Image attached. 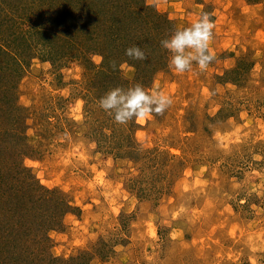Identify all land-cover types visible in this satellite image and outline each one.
Wrapping results in <instances>:
<instances>
[{"label":"rangeland","instance_id":"obj_1","mask_svg":"<svg viewBox=\"0 0 264 264\" xmlns=\"http://www.w3.org/2000/svg\"><path fill=\"white\" fill-rule=\"evenodd\" d=\"M81 1L0 0V87L13 88L14 108L0 114V129H14L0 140L29 144L23 165L56 192L49 203L26 202V216L0 184V264L1 254L9 264V250L14 264H264V0H148L175 31L208 13L215 58L205 70L193 62L178 73L168 53L149 89L172 104L114 129V114L96 103L108 77L87 81L96 66L117 70L112 53L87 56L94 46L79 52L50 40L54 55L40 56L25 41L37 35L23 34L26 50L3 54L29 21L66 20L59 7ZM6 13L24 15L23 28ZM137 75L123 63V78ZM70 207L48 241V221Z\"/></svg>","mask_w":264,"mask_h":264},{"label":"trees","instance_id":"obj_2","mask_svg":"<svg viewBox=\"0 0 264 264\" xmlns=\"http://www.w3.org/2000/svg\"><path fill=\"white\" fill-rule=\"evenodd\" d=\"M83 1L84 0H82L78 6L72 5L71 3L68 6L63 5L59 7V11L67 12L66 15L64 14L66 20H68V25H66V28L63 23L66 22V20H59L57 22L58 16L56 14L49 15L52 18L51 20L49 18H45V25L42 27L36 26L37 23L35 21H29L28 23H30V25L28 26L27 31L23 30L25 33L22 31V33L16 34L15 40L18 42L16 49L10 43H6L5 46H9L7 48L10 49H6V53L3 54L6 56H12L15 55V50H20V52L25 51L26 48L19 49V46L22 47V43L20 42L19 38L23 34H28L32 38L37 35L36 38H34L35 40H30V43L28 40H25L29 45L27 48L29 51H34L35 54L38 51L40 56L45 57L53 56L55 49L61 48L62 46L71 49L77 48V50L80 49V52L86 49V44H90L94 46L93 49H91L92 51L89 50L87 52H83L87 56H91L92 52H95V56L99 55L105 58V54L108 56V54L112 53L110 56L112 58L109 59H113L115 63L117 61L115 64L117 70L111 73L106 70L104 66L102 68H100L101 66H96L95 70L97 71L94 73L93 77H87V81L89 82L90 86L91 84L94 85V80L97 76L105 75L108 77L106 82L108 92L117 87L127 90L136 84H140L144 86L145 89H149L155 75L159 72L161 66L165 61H167L168 58L167 54L169 51L161 46L160 41L168 39L171 36L170 34L175 32V30L172 29L173 27L170 29V27L164 28L162 26L163 24L166 26L164 18L167 16L158 14L155 11L154 6L151 5L148 0H91L87 4L86 8L82 6ZM127 1L131 4L126 5ZM62 3H64V1ZM5 11V8H0V16H2V12ZM10 14L11 13L5 15L7 18L5 21L8 20ZM24 18V15L14 13L8 21H10L11 26V23H16V25H14L16 28H23L22 26L25 22ZM51 21H53V23ZM63 33H65V35L60 36ZM43 37L45 41L41 39ZM157 39H159V42L158 44H155L154 42L157 41ZM50 40L56 42V48L52 46ZM46 41H49V45ZM108 41H113V43H122L123 46L120 47L117 44L111 46L112 44H110ZM7 42H9V40H7ZM74 44H76L75 47L73 46ZM5 46H2L4 50ZM133 46H138L145 53L146 58L144 60H136L128 57L125 54V50ZM35 48H37V51ZM56 53L58 54L57 51ZM16 57L17 56H15V59ZM123 63H128L129 65L136 67L138 70V75L134 80L125 79L121 76V66ZM20 65L21 62L18 64L19 68ZM0 88V114L3 113V111L6 112L7 110H11V113L14 112V108H10V106H12V103H9L11 100L8 102L10 95H12L13 88L6 87L5 93L4 88L2 86ZM5 94L6 97L3 96ZM100 98L98 101H96L98 106H100ZM6 99L7 101H5ZM14 107L15 109H18L15 105ZM111 121L114 122V125H112V129H114V126H116L118 123L114 118H112ZM12 128L14 127H11V129ZM13 130L14 129L10 130V127L6 128V130L1 128L0 138L5 134H12ZM131 133L133 132L131 131ZM12 139H15V137ZM2 142L3 141L0 140V184L3 186V188L5 186L8 187L4 193L8 194L10 191L13 192V197H15L14 200H17L15 206L17 208L22 206L20 209L15 207L14 211L16 210L17 213L21 214L24 213L27 216V213L29 214V209L27 207L28 205H26V202H29V204L32 202L33 204H42L44 202L49 203L51 200L49 194H54L56 192L43 187L40 182L32 175L33 170L23 165L24 158L29 155V144L24 145L25 149L22 150L20 144L14 142V140L12 143L8 142L9 146L6 148L3 146ZM131 142L133 145L134 141L131 140ZM119 146H122L120 142ZM150 170L153 171V168ZM65 205L68 206L69 203L65 202ZM62 210L63 209L59 208V210L56 211L57 213L56 217H54L55 219L48 221V236L46 237L48 241H50L48 232L57 230L60 227L59 225H56L57 223H55L53 220L58 218L61 220L64 215L71 212V207L70 210L69 208L66 211ZM51 221L52 223H50ZM31 223H28V221L25 220L24 224L30 225V229H32L33 222ZM11 252L12 251L9 250V255L11 257L8 258L9 264H14V262L19 261L17 259L18 255H11ZM1 258L3 260L2 262L6 264L7 257L4 254H1ZM52 261L55 264L58 262V260L55 259H52ZM28 264L32 263L28 262Z\"/></svg>","mask_w":264,"mask_h":264},{"label":"clouds","instance_id":"obj_3","mask_svg":"<svg viewBox=\"0 0 264 264\" xmlns=\"http://www.w3.org/2000/svg\"><path fill=\"white\" fill-rule=\"evenodd\" d=\"M215 26L210 15L202 13L190 26L178 28L168 39L162 40L161 46L171 54L169 67L183 73L190 71L195 62L201 70L207 69L215 58L210 48ZM125 54L136 60L146 58L138 46L126 49ZM171 104L172 98L163 91L145 89L140 84L127 90L117 87L99 100L100 107L109 115L114 113L119 124H126L133 118L143 122L153 113L162 115Z\"/></svg>","mask_w":264,"mask_h":264}]
</instances>
